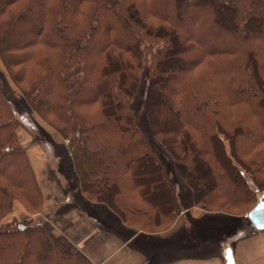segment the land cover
<instances>
[{"label": "trees", "instance_id": "16d2710c", "mask_svg": "<svg viewBox=\"0 0 264 264\" xmlns=\"http://www.w3.org/2000/svg\"><path fill=\"white\" fill-rule=\"evenodd\" d=\"M0 60L69 142L81 192L138 230L181 212L131 104L209 214L264 190V0H0ZM0 77V264H92L49 219ZM147 174V175H146ZM24 213L3 220L16 206ZM21 218V219H20Z\"/></svg>", "mask_w": 264, "mask_h": 264}, {"label": "crops", "instance_id": "0c3cea01", "mask_svg": "<svg viewBox=\"0 0 264 264\" xmlns=\"http://www.w3.org/2000/svg\"><path fill=\"white\" fill-rule=\"evenodd\" d=\"M19 137L43 195L42 209L33 214L34 218L49 219L53 237H65L92 264H264V231L249 227L248 234L233 235L234 238H222L216 233L219 239L214 241L213 236L198 234L197 229L209 224L212 218H223L224 213L211 217L198 206L181 210L173 226L166 231L171 232L167 236L133 230L108 206L88 201L80 190L71 155L64 161L53 160L28 133L22 132ZM62 176L66 181H74V190L67 191ZM76 197L80 202H76ZM23 213L18 205L9 215L16 218ZM101 216L107 218V226ZM126 228L135 234L125 235ZM199 235L202 240L197 239ZM212 243L215 247L211 249Z\"/></svg>", "mask_w": 264, "mask_h": 264}, {"label": "rangeland", "instance_id": "374dc122", "mask_svg": "<svg viewBox=\"0 0 264 264\" xmlns=\"http://www.w3.org/2000/svg\"><path fill=\"white\" fill-rule=\"evenodd\" d=\"M147 70H145L142 73L141 77V85L139 94L136 97V99L131 104V110L133 115L135 116L136 123L138 127L141 129L142 133L144 134L145 138L147 139L148 143L151 145V147L154 149L155 153L159 157L160 161L163 163V165L167 169V174L169 179L172 181L173 186L176 191V195L178 197V202L180 205V209L183 210L187 208L188 206H192V191L190 188L185 186V183H183L182 177L184 173L186 172V168L183 164L175 162L162 148V146L157 142L155 139L153 133L150 130L146 115H145V96L144 92L146 90V86L148 83V76H147ZM0 77L3 81L4 88L6 95L8 99L10 100L12 107L14 108L16 112V116L19 121V126L17 128V134L19 137V134L22 132L28 133L32 137V141L36 143L37 145H40L42 149H46L47 152L50 153V158L53 160H59L62 161L66 160L68 155L70 154L69 150V142L62 137L60 133H58L53 127H51L49 124L44 122L30 107L28 101L25 99V97L22 95V93L19 91V89L13 84L11 81L6 69L4 68L1 60H0ZM22 137V136H20ZM19 141L21 145L23 146V141L20 139ZM57 165V164H56ZM62 171V170H60ZM147 175V174H146ZM65 176V175H63ZM62 176V182L64 183V187L67 189V191L74 190V181H70L69 179L66 181L65 178ZM68 177H71L69 174H67ZM71 189V190H70ZM73 192V191H72ZM264 195V190L260 192H255L254 196L256 199V202H258L259 198H261ZM76 202H80L78 197L75 198ZM88 200V199H87ZM90 201V200H88ZM91 202V201H90ZM17 207V206H16ZM200 207V206H198ZM249 209V208H248ZM248 209H229L226 210L222 216L223 218H216L217 214L220 213H214L209 214L211 217H215L216 219H210L209 224L204 225L201 228H198V234L201 233V235L206 237L213 236L214 239H219V237L216 236L220 235L222 238H234V236L238 235H245L248 234L251 229L249 228V220L247 218V211ZM20 216V215H19ZM16 217V218H19ZM34 216V215H31ZM29 216V218L31 217ZM178 216V215H177ZM219 216V215H217ZM35 217V216H34ZM102 217V216H101ZM14 216H10L9 214L7 217L3 220L4 222L10 221ZM37 218V217H36ZM103 218V217H102ZM177 218V217H176ZM21 219V218H20ZM40 219H44V217L37 218L34 222L40 221ZM102 221V223L107 226L108 220L107 218ZM222 219V220H220ZM213 220H219L220 223H217ZM176 219L174 220L173 224L175 223ZM210 221L214 223H210ZM217 223V224H216ZM172 225L164 226L163 228H148L145 229L146 232L160 235V236H167L171 232L166 231L171 228ZM218 224H220L218 226ZM129 227L133 228V230H138L135 227H132L129 225ZM118 231H121V228L117 226ZM241 229V230H240ZM129 228H126L123 233L127 236L134 235L135 233L133 231H129ZM165 232V233H164ZM201 235L197 236V239L202 240L203 237ZM199 241V240H198ZM215 241V240H214ZM197 245V241H196ZM214 246V243H212L211 249ZM210 248V247H209ZM198 249V248H197ZM196 249V250H197Z\"/></svg>", "mask_w": 264, "mask_h": 264}, {"label": "water", "instance_id": "95a60500", "mask_svg": "<svg viewBox=\"0 0 264 264\" xmlns=\"http://www.w3.org/2000/svg\"><path fill=\"white\" fill-rule=\"evenodd\" d=\"M247 218L249 220V227L256 231H264V195L259 198L256 206L252 209Z\"/></svg>", "mask_w": 264, "mask_h": 264}, {"label": "built area", "instance_id": "2783aa9c", "mask_svg": "<svg viewBox=\"0 0 264 264\" xmlns=\"http://www.w3.org/2000/svg\"><path fill=\"white\" fill-rule=\"evenodd\" d=\"M34 218V216H31L30 219Z\"/></svg>", "mask_w": 264, "mask_h": 264}]
</instances>
